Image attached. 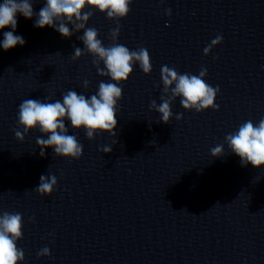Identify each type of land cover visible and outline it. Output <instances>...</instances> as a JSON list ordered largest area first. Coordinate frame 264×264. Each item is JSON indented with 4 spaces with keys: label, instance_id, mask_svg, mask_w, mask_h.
<instances>
[{
    "label": "clouds",
    "instance_id": "obj_1",
    "mask_svg": "<svg viewBox=\"0 0 264 264\" xmlns=\"http://www.w3.org/2000/svg\"><path fill=\"white\" fill-rule=\"evenodd\" d=\"M134 0H46L38 13L33 10L31 0H3L0 3V30L10 27L12 31L4 32L0 47L4 51L23 46L26 41L23 36L16 35L17 14L25 19L36 16L34 27L43 29L51 27L62 37L70 38L75 33L83 30V35L77 39L83 42L84 48H74L73 61L79 60L83 55L90 54L92 63L101 77H109L110 82L101 81L98 91L90 98L76 91L69 90L61 100L46 102L40 99H25L18 109V125L23 132L15 130V138L23 142L25 136L38 129L47 138L37 137L36 143L40 147V155H45L46 148H52L56 157L70 160H79L83 154V145L75 135L68 134L65 121H69L72 129H83L88 140H93L98 133H108L115 136L117 127L118 102L122 99L123 89L121 84L128 81L138 64L145 75L152 72L151 56L144 47L130 50L117 42L120 33V20L126 18L131 12ZM98 10L106 17L116 22V27L110 30L112 43L105 46L99 39V32L94 27H87L93 11ZM171 15V9L166 10ZM71 25V29L68 25ZM223 42V36L217 35L210 44L203 49V54L208 56L212 49ZM103 63V68L100 67ZM207 69L202 67L199 74L179 73L175 67L163 65L161 67V81L163 84L161 103L155 100L150 103V110H155L160 115L159 122L169 124L173 113L171 104L176 98H181L180 103L184 110L197 113L213 109L218 111L219 105L215 100L220 92L219 86L213 87L204 79ZM85 89L89 81H83ZM47 99V98H46ZM177 120L183 118L179 113ZM157 122V123H159ZM225 143L240 158L241 166L251 164L260 169L264 166V117L258 123L248 120L242 123L238 130L225 136ZM104 153H111L112 147L104 146ZM213 158L225 155L224 145L220 144L210 150ZM57 185V177L41 175L39 185L35 191L41 196H51ZM32 218H30L31 220ZM23 238V216L19 212L0 214V264H20L25 259L24 251L17 246ZM50 249L44 247L38 257L50 256Z\"/></svg>",
    "mask_w": 264,
    "mask_h": 264
}]
</instances>
